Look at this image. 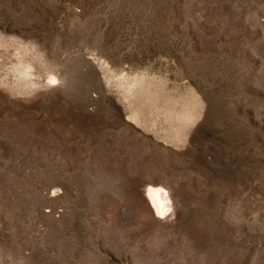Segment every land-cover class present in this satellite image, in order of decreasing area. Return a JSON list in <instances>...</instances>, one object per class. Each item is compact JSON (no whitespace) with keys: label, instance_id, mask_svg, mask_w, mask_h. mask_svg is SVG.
I'll list each match as a JSON object with an SVG mask.
<instances>
[{"label":"rangeland","instance_id":"1","mask_svg":"<svg viewBox=\"0 0 264 264\" xmlns=\"http://www.w3.org/2000/svg\"><path fill=\"white\" fill-rule=\"evenodd\" d=\"M0 264H264V0H0Z\"/></svg>","mask_w":264,"mask_h":264},{"label":"bare ground","instance_id":"2","mask_svg":"<svg viewBox=\"0 0 264 264\" xmlns=\"http://www.w3.org/2000/svg\"><path fill=\"white\" fill-rule=\"evenodd\" d=\"M102 68H104V65H101V69ZM51 78L55 79L54 77ZM151 184L153 183L149 182L146 186L145 197L156 217L164 218L168 215L170 210L168 191L163 186Z\"/></svg>","mask_w":264,"mask_h":264}]
</instances>
